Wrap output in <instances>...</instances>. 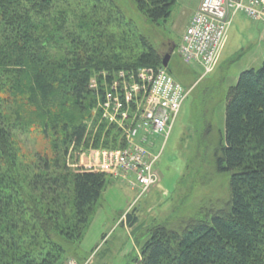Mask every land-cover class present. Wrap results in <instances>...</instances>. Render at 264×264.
<instances>
[{"label":"trees","instance_id":"obj_1","mask_svg":"<svg viewBox=\"0 0 264 264\" xmlns=\"http://www.w3.org/2000/svg\"><path fill=\"white\" fill-rule=\"evenodd\" d=\"M131 1L160 22L177 0ZM132 23L115 0H0V264H63L66 242L82 235L106 175L84 166L70 173L60 158L55 172L47 162L30 181L51 201L43 205L23 193L9 167L17 158L12 135L38 121L57 135L62 157L71 145L80 147L96 102L95 75L101 84L104 72L112 81L121 70L162 67L161 53L144 35L134 50ZM32 108L37 120L28 116ZM108 133L103 145L116 147ZM214 160L229 175L227 206L181 229L154 225L135 264H264V63L242 71L229 88Z\"/></svg>","mask_w":264,"mask_h":264},{"label":"rangeland","instance_id":"obj_2","mask_svg":"<svg viewBox=\"0 0 264 264\" xmlns=\"http://www.w3.org/2000/svg\"><path fill=\"white\" fill-rule=\"evenodd\" d=\"M115 1L133 22L130 39L134 50L140 49L137 38L144 35L161 53L163 60L171 53L169 69L186 88L188 96L168 138L157 135L151 139L155 145L150 146V151L154 155L160 153L155 164L159 181L143 194L135 173L95 166L99 161L96 155L99 150L115 148L103 145L109 130L108 144L115 143L118 147L124 136L122 129L111 125L105 116L106 92L115 81L128 84L127 73L137 75L139 69L121 70L125 77L119 76L120 71L116 72L112 83L107 81L105 72L101 84L98 74L93 77L90 88L95 91L96 102L85 119L84 142L78 148L71 145L65 157L60 154L62 149L56 150L54 146L57 135L55 137L50 129L44 131L38 121L14 129L12 138L17 158L16 164L9 167L18 177L23 193L33 200L50 204V200L42 199L40 192L34 190L37 185L31 187L30 181L35 174L45 173L47 162L51 171L61 170L60 164L59 169L56 166L58 158L70 173L84 166L106 175L105 187L91 208L82 235L75 241L66 242L64 247V261L75 260L80 264H135V260L142 257V247L154 225L165 223L172 229H181L183 223L200 217L209 218L215 210L227 206L229 175L218 172L214 160V150L225 136L227 93L242 71L260 68L264 63L262 25L241 12L233 17L213 70L204 74L198 64L186 62L179 52L188 21L195 13L196 0H177L170 17L160 22H151L131 0ZM122 99L125 100V92ZM139 101L141 104L143 97ZM139 104H131L133 112L139 111ZM32 110L28 116L37 120ZM207 121L212 124L211 130L205 126ZM99 133H102L101 140L96 142ZM129 214L135 219L133 224L129 222Z\"/></svg>","mask_w":264,"mask_h":264},{"label":"built area","instance_id":"obj_3","mask_svg":"<svg viewBox=\"0 0 264 264\" xmlns=\"http://www.w3.org/2000/svg\"><path fill=\"white\" fill-rule=\"evenodd\" d=\"M240 12L260 22L264 30V0H201L183 34L181 57L188 63L199 64L204 74L210 73L233 17ZM119 76L126 75L120 71ZM127 76L128 84H112L103 104L110 124L122 129L123 141L118 147L99 150L95 166L135 173L143 194L159 181L155 164L160 153L154 155L150 151V146L155 145L151 139L157 135L168 138L188 91L164 67H143L137 75ZM131 104H139V111L133 112ZM64 264L80 263L68 260Z\"/></svg>","mask_w":264,"mask_h":264},{"label":"water","instance_id":"obj_4","mask_svg":"<svg viewBox=\"0 0 264 264\" xmlns=\"http://www.w3.org/2000/svg\"><path fill=\"white\" fill-rule=\"evenodd\" d=\"M170 58H171V53H168V54L165 56L164 60H163V66H164V67H168V65H169V61H170Z\"/></svg>","mask_w":264,"mask_h":264},{"label":"crops","instance_id":"obj_5","mask_svg":"<svg viewBox=\"0 0 264 264\" xmlns=\"http://www.w3.org/2000/svg\"><path fill=\"white\" fill-rule=\"evenodd\" d=\"M195 4H196V7L194 6V8H195V11H196V10H197V8H198V6H199V4H200V1H199V2H197V0H196V1H195ZM195 4H194V5H195ZM192 16H193V15H192ZM191 18H192V17H190V19H189V21H188V24L190 23V21H191ZM188 24H187V25H188ZM187 25H186V26H187Z\"/></svg>","mask_w":264,"mask_h":264},{"label":"bare ground","instance_id":"obj_6","mask_svg":"<svg viewBox=\"0 0 264 264\" xmlns=\"http://www.w3.org/2000/svg\"><path fill=\"white\" fill-rule=\"evenodd\" d=\"M230 28V27H229Z\"/></svg>","mask_w":264,"mask_h":264}]
</instances>
